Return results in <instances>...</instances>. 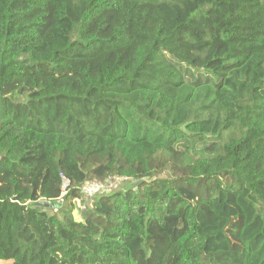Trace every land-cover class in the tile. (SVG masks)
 I'll list each match as a JSON object with an SVG mask.
<instances>
[{"label": "trees", "instance_id": "obj_1", "mask_svg": "<svg viewBox=\"0 0 264 264\" xmlns=\"http://www.w3.org/2000/svg\"><path fill=\"white\" fill-rule=\"evenodd\" d=\"M0 261L264 264V0H0Z\"/></svg>", "mask_w": 264, "mask_h": 264}, {"label": "built area", "instance_id": "obj_2", "mask_svg": "<svg viewBox=\"0 0 264 264\" xmlns=\"http://www.w3.org/2000/svg\"><path fill=\"white\" fill-rule=\"evenodd\" d=\"M112 180H123L122 178H108L103 182H89L84 184L81 188H80V194H81V198L80 201L81 203L83 201H87L91 198H93V196H95L96 194H101V191L105 190L108 191L109 189L107 188V182L112 181ZM68 185L66 180H63V189ZM113 186V184H112ZM111 186V188H112ZM64 194V193H63ZM84 209V207H83Z\"/></svg>", "mask_w": 264, "mask_h": 264}, {"label": "rangeland", "instance_id": "obj_3", "mask_svg": "<svg viewBox=\"0 0 264 264\" xmlns=\"http://www.w3.org/2000/svg\"><path fill=\"white\" fill-rule=\"evenodd\" d=\"M131 183H132L131 181H127L126 179L112 180V181L107 182V186H108L107 188L109 190L108 191L103 190V191H101V193H108V192L115 190V189L124 190L127 187H129ZM112 184H113V186H112ZM111 186H112V188H111ZM89 202H90V199L87 201H83L81 204H77L78 209L75 210L73 213L74 219L76 221H80V211L83 210V207H85L87 204H89ZM0 264H8V262H4V263H0Z\"/></svg>", "mask_w": 264, "mask_h": 264}, {"label": "crops", "instance_id": "obj_4", "mask_svg": "<svg viewBox=\"0 0 264 264\" xmlns=\"http://www.w3.org/2000/svg\"><path fill=\"white\" fill-rule=\"evenodd\" d=\"M4 262H6V261H0V263H4ZM8 262V264L10 263V261H7Z\"/></svg>", "mask_w": 264, "mask_h": 264}]
</instances>
